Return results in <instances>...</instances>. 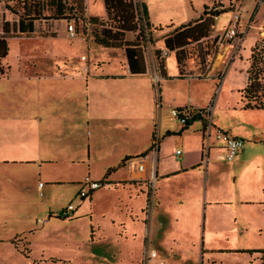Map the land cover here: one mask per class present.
Instances as JSON below:
<instances>
[{
	"label": "crops",
	"instance_id": "1",
	"mask_svg": "<svg viewBox=\"0 0 264 264\" xmlns=\"http://www.w3.org/2000/svg\"><path fill=\"white\" fill-rule=\"evenodd\" d=\"M144 1L153 45L150 52L143 53L144 74H130L123 50L102 48L91 39H83L78 48L73 46L72 56L67 52L70 45L66 40L71 37L63 21L48 25L44 31L34 24L30 34H21L16 27L10 36L17 40L14 46L23 53L16 57V64L5 63L8 54L0 62L6 70L0 76V244L10 248L3 254L16 252L12 240L20 239L30 245L26 236L45 229L43 217L37 219L42 224L40 229L32 226L35 215L51 211L42 197L55 189L77 185L82 180L75 178L78 172L85 178L105 181V186H109L107 191L120 189L128 195V202L123 208L113 205L105 212L92 204L100 193L90 195L88 203L81 199L71 216L74 220L88 217L86 225L91 240L95 239L99 246H102L100 240L106 238L97 215H103L101 219L107 217V223L119 227L122 234L113 230L111 251L101 249L87 254L76 249L72 255L58 259L39 251L42 255L28 264L61 261L72 264L74 258L79 264H188L192 258L194 262L189 264H209L211 260L219 264L220 254L237 250L221 244L229 241L225 237L229 236L232 242L246 232L242 230L239 208L247 203L264 204L263 185H253L258 193L254 202L242 198L243 189L235 182V175L241 170L253 168L260 172L261 164L252 155L240 156L243 147L233 161H224L223 145L214 136V130L219 129L244 141L250 135L248 131L241 126L230 128L213 122L206 144L202 136L203 120L198 119L183 129L172 116L173 119L164 117V112L170 113L175 108L210 105L212 88L206 92L203 104L192 106L199 100L200 87L195 83L200 80L186 76L178 65L176 74L167 72L169 55L175 59L180 49L169 51L164 39L205 20V9L206 13L215 12L225 9L226 3L232 7L233 1L230 5V0H208L210 5L204 6L198 16L192 15L184 0ZM15 3V0H0L3 4L0 13H6ZM213 4L215 7L210 9ZM88 17L106 18L105 10L103 16L87 12L85 18ZM217 17L211 20L212 26ZM10 37H6V42ZM257 37H252L251 42L255 43ZM205 38L191 43L200 44ZM247 39L248 35L243 36L241 48L235 52L236 58L222 81H228L237 92L244 85L236 80L233 67ZM25 47H30L29 53ZM78 49L87 54H79L77 59ZM109 50L117 52L113 59L120 60L118 68L113 67ZM155 51L164 64L163 76L157 72ZM181 53L178 55L184 60ZM189 78L192 82H187ZM181 82L187 87L181 88ZM212 105L213 112L216 108L215 111L229 114V108L220 104L218 98ZM154 136L158 137V143L151 148ZM259 142L260 139H254L249 144ZM177 150L179 156L174 153ZM139 165L143 166L141 172L136 168ZM114 172L121 175L109 178ZM152 176L151 201L147 183ZM41 179L45 184L35 189L36 181L39 185ZM64 238L60 240L64 248L77 243L75 233Z\"/></svg>",
	"mask_w": 264,
	"mask_h": 264
},
{
	"label": "rangeland",
	"instance_id": "2",
	"mask_svg": "<svg viewBox=\"0 0 264 264\" xmlns=\"http://www.w3.org/2000/svg\"><path fill=\"white\" fill-rule=\"evenodd\" d=\"M41 0H28L27 4L25 5L26 12H24L23 5L21 3L12 4V7L8 9L6 13H0V26L3 23H7L5 26V30L8 31L10 34L8 36H12L13 32H15L17 27L18 19H25L26 16H30L33 19H40L38 22H35V25L42 29H45L48 25H54V23L50 21H45L44 19L50 17V12H45L44 15L37 17V13H28L27 8H33V6H38V2ZM67 10L65 13L68 15L69 19L74 22V27L76 28L77 36L79 38H70V40H66L67 44L70 45L67 52H70L73 56V49L78 48L80 43H83V39H92V32L96 30L99 32L101 28V21L104 24H108L111 26H116L114 19L106 20L102 17H97L98 22L95 25L87 24L86 26L81 25L79 19H89L85 18V13L94 14L96 16H103V2L102 0H83L84 8L86 9L87 5V12L84 9L82 12L79 11L78 6L73 3V0H65ZM187 4V7L193 11V16H198L199 13H202L204 6H209L208 0H184ZM226 1V0H225ZM233 1V5L232 2ZM86 2V4H85ZM136 5L137 10L140 8L141 0H133ZM143 2H145L143 0ZM226 9L233 11L227 12L224 14L219 15L213 22L212 27H208V31L205 33L206 38L200 42V44H193L190 43L181 53L184 60L181 62V68L183 69L184 74L186 76H193L194 78L200 80L197 81L195 84L200 87L197 90V94L199 100L194 102L192 106L196 107L200 104H203L207 99V91H210V99L211 104H214L216 99L220 101V104H223L226 108H229V114L225 112L215 111L214 108L213 112V122L218 123L222 126H241L245 131H248L250 135L244 138V146L242 151H240V156L243 154L255 159V162L261 164L260 172L256 171L252 168L241 170L240 173L235 175V182L241 189H243L242 198L243 199H251L254 201L258 198V193L254 190L253 185L255 183H259L264 186V111L262 110H242L239 107L240 99L235 87H232L228 81H223L227 69L233 59H235V52L239 50L241 47V42L243 40V36L248 35L247 42H245L242 46L240 51V56L237 57L236 62L234 63L233 73L236 75V80H240V82L244 85L245 84V75L244 69L246 71L247 59L249 58V52L251 46L254 44L251 42V38L257 35V40L264 37V0H230V5L227 6ZM24 6V7H25ZM73 7V9H70ZM3 8V4H0V9ZM139 11V10H138ZM139 13V12H138ZM234 13V14H233ZM66 15V16H67ZM233 15V18H232ZM238 17V21L235 22V17ZM66 21H69L68 19ZM66 21H63V25L66 26ZM103 24V25H104ZM234 29L236 32V36L232 39H229L225 36L226 32ZM202 33V32H199ZM125 35H127L125 37ZM134 34H124V39H134ZM256 40V41H257ZM8 49L9 53L6 59V62H10L12 65L16 64V57L21 55L23 52L16 48L14 45L17 43V40L10 37L8 39ZM233 43L234 45H228ZM153 45L147 44L146 49L147 52L152 50ZM27 53L30 52V47H25ZM79 51V49H78ZM77 51V59H79V54H87L85 50ZM110 59H113L117 52L109 50ZM106 58V56L104 57ZM181 58V57H180ZM112 61L113 67L118 68L119 61L118 59H113ZM146 60L148 63V72L151 70L149 56H146ZM92 63H90L91 65ZM14 66V70H15ZM93 69L94 66H92ZM166 70L169 74H176L177 73V64L174 57L170 54L167 62H166ZM157 72L159 73L158 64H157ZM212 78L214 80H207ZM207 80V81H206ZM191 79L189 78L187 82H190ZM186 82V83H187ZM192 82V81H191ZM222 82V85L218 87V83ZM180 83V82H179ZM182 83V82H181ZM187 87V85H181V88ZM218 87V88H217ZM229 106V107H227ZM168 111L164 112L165 119L171 118L173 119L171 113H167ZM172 116V117H171ZM174 122L178 123L175 119ZM254 139H260L259 143H255V145H250L249 142L253 141ZM121 175V172H114L110 175L109 178H114L115 176ZM261 175V178L259 177ZM75 178L82 179L77 185L73 186L72 188H62V189H55L53 190L49 196L42 197V202L49 205L50 210L47 213H43L40 215L34 216V224L35 228L40 229L42 224L37 223L38 218H42L45 222V229L40 231H33L34 235L30 233L26 236V241L30 243V245L26 244V242L20 239L12 240L13 246H15L16 252H12L11 255L3 254V251L8 250V246H1L0 244V251L2 252L0 255V264H28L32 259H36L39 255H42L39 251L43 252V254H53L55 258L58 256H67L72 255L76 249H80V251L85 252L87 254L98 251V250H107L111 251L112 248V233L113 230H118L117 234H122L121 229L117 226H110L108 223V218L105 217L101 219L100 216L97 215V222L100 223L101 228L104 231V240H100L102 246L96 244V241H92L90 233H89V226L86 225L88 221V217L86 219H75L72 215L64 218L60 217V211L71 205L75 211L78 204L82 202L79 194L81 191H87V186L85 185L86 181L96 182L94 179L89 177L85 178L81 172L75 174ZM85 179H88L85 181ZM98 182V181H97ZM135 183V182H133ZM45 184L43 179L38 182L36 181L35 189L39 186L40 188ZM109 186H102L99 189L92 192L91 195H97L100 193V196L97 195L92 204L94 208L99 210L111 209L113 205L122 206L123 208L125 202H128L127 197L128 195L125 192H121L120 189L116 191H107L106 188ZM132 188V187H128ZM133 189V188H132ZM133 192V190H132ZM36 196L38 200L40 196L36 192ZM134 193V192H133ZM132 193V194H133ZM92 197V196H91ZM134 198V196H132ZM89 197H86L83 202L88 203ZM132 202V200H130ZM129 201V202H130ZM135 202L137 200H134ZM255 202V201H254ZM246 204V203H244ZM248 205H243L239 208V216L242 222V230H246L241 236L235 237L232 242L230 237H225L226 240L229 241L221 242V244L225 247L234 246L232 248H236L237 250L226 252L225 254H220V263L219 264H259V254H248L246 251L251 249H264V204L262 205H253L252 203H247ZM227 209V208H226ZM124 211V209H122ZM117 211V210H116ZM102 213V212H101ZM99 213V214H101ZM49 219L47 220V217ZM71 220V221H70ZM108 222V223H107ZM84 227V228H83ZM70 233L76 234V242L74 244H70L67 248L62 247V243L60 240L67 238ZM95 238V237H94ZM100 243V242H98ZM112 244V245H111ZM32 251L28 254V258L24 256L26 250ZM73 252V253H71ZM59 258V257H58ZM57 258V259H58ZM74 258V257H73ZM70 258L69 260L72 259ZM61 259V258H60ZM194 258L190 259V262H194ZM66 260V259H64ZM75 262L72 264H79L78 260L74 258ZM54 263V262H53ZM188 263V264H189ZM209 264H217L218 262L215 260L208 261ZM54 264H66V262H55Z\"/></svg>",
	"mask_w": 264,
	"mask_h": 264
},
{
	"label": "trees",
	"instance_id": "3",
	"mask_svg": "<svg viewBox=\"0 0 264 264\" xmlns=\"http://www.w3.org/2000/svg\"><path fill=\"white\" fill-rule=\"evenodd\" d=\"M16 4L19 2L23 5V10L26 12V4L28 0H15ZM78 6L80 12L84 11L83 0H73ZM104 10L106 14V20L114 19L116 26H111L108 24L100 23L101 30L97 32L94 30L92 32V41L101 46L102 48L108 49H121L124 52L126 58V63L131 75H139L145 73V61H144V51L146 45L151 44L150 31L147 20V10L143 2L140 4V8L137 10L133 0H103ZM210 9H213L215 6ZM25 6V7H24ZM219 6V5H218ZM73 9V7H70ZM67 10L65 0H41L38 2V6H33V8H27L28 13L37 12V17L44 15L45 12H50V17L44 20L50 21L52 23L58 21L71 22L68 15L65 13ZM230 10L220 9L215 12L204 14L207 16L202 22L195 24L192 29H185L177 32L171 37H166L163 41L164 46L169 51H174L175 49H180L175 53V59L178 67L180 68L182 59L178 55V52H182L184 46L195 42L202 38H205V33L208 31V27H212L213 18L229 12ZM139 12V13H138ZM67 15V16H66ZM41 19V18H40ZM40 19H33L30 16H26L25 19H18L17 30L19 33H32L33 26L35 22ZM210 20V22H209ZM73 22V21H72ZM81 25L86 26L87 24L95 25L98 22L97 17H89V19H79ZM74 23V22H73ZM7 23H3L0 26L2 36L0 37V62L8 54V46L6 42V37L10 34L5 30ZM104 24V25H103ZM76 29V28H75ZM202 32V33H199ZM134 34V39H124V34ZM127 35H125L126 37ZM158 63L159 73L164 75V64L158 51L154 52ZM6 74V70L0 65V76ZM246 81L244 86L238 90V95L240 99V105L242 110H262L264 111V37L257 40L254 45L250 48L249 58L247 59V68L245 71ZM198 120V118H193L188 121L187 125L183 129H187L193 122ZM153 148V145H151ZM145 153L142 155L144 156ZM124 161L122 162V164ZM101 184L107 185L105 181H100ZM248 254H259V264H264V249L257 250H247ZM29 250L27 249L24 253L27 256Z\"/></svg>",
	"mask_w": 264,
	"mask_h": 264
},
{
	"label": "built area",
	"instance_id": "4",
	"mask_svg": "<svg viewBox=\"0 0 264 264\" xmlns=\"http://www.w3.org/2000/svg\"><path fill=\"white\" fill-rule=\"evenodd\" d=\"M238 21V17H235V22ZM66 30L67 33L71 38L76 37L78 34L76 33V29L74 27V23L68 22L66 24ZM225 36L229 39H232L233 37L236 36V32L234 29H231L226 32ZM84 60V57L82 58ZM155 82L157 81V77H154ZM213 105H207L204 108H191V107H183V108H175L170 111L171 115L173 118L182 126H186L188 121H190L193 118H198L204 121V128L202 131V136L204 137L205 143L207 144L210 137H211V131L213 129ZM214 136L215 139L218 142H221L223 145L224 149V154H223V160L227 162H231L235 159V157L238 155L239 151L243 147V140L240 138H236L231 136L228 133H225L219 129L214 130ZM158 143V137L154 136L153 137V148L157 146ZM208 148V145H207ZM206 148V150H207ZM207 152V151H206ZM176 156L180 155V151H175L174 152ZM139 172L142 171L143 166L139 165L136 166ZM85 185L87 186V191H81L79 194V197L81 199H85L86 197H89L92 192L95 190L99 189L100 187L104 186L103 184L100 183V181L96 182H91V181H86ZM147 189L149 193V198L152 201V198L154 196V177L152 176L147 183ZM152 203V202H151ZM74 208L69 205L65 208H63L60 211V217H68L73 213Z\"/></svg>",
	"mask_w": 264,
	"mask_h": 264
}]
</instances>
